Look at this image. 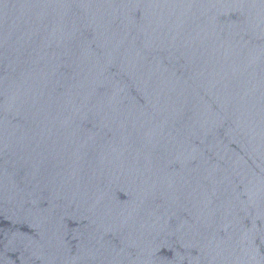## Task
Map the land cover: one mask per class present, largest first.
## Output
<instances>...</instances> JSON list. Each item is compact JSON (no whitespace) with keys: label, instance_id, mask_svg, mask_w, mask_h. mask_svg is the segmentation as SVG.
I'll use <instances>...</instances> for the list:
<instances>
[{"label":"water","instance_id":"1","mask_svg":"<svg viewBox=\"0 0 264 264\" xmlns=\"http://www.w3.org/2000/svg\"><path fill=\"white\" fill-rule=\"evenodd\" d=\"M0 264H264V0H0Z\"/></svg>","mask_w":264,"mask_h":264}]
</instances>
